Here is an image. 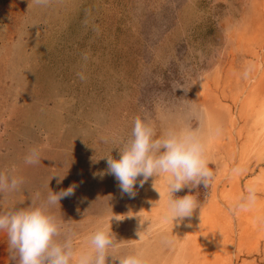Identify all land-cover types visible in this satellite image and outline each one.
Segmentation results:
<instances>
[{
	"label": "rangeland",
	"instance_id": "374dc122",
	"mask_svg": "<svg viewBox=\"0 0 264 264\" xmlns=\"http://www.w3.org/2000/svg\"><path fill=\"white\" fill-rule=\"evenodd\" d=\"M135 117L204 142L213 178L174 193L201 205L179 224L162 219L163 176L129 198L107 172ZM0 173L23 178L0 212L75 185L46 210L77 252L104 224L123 241L114 255L140 250L146 264H264V0H0ZM248 188L255 204L234 210Z\"/></svg>",
	"mask_w": 264,
	"mask_h": 264
},
{
	"label": "clouds",
	"instance_id": "9594fccd",
	"mask_svg": "<svg viewBox=\"0 0 264 264\" xmlns=\"http://www.w3.org/2000/svg\"><path fill=\"white\" fill-rule=\"evenodd\" d=\"M32 2L46 5L48 0ZM76 76L85 79L82 72H77ZM219 132L218 128L214 130V134ZM119 152V159L106 156L107 172L118 181L120 191L129 198L136 196V187H142L149 177L156 179L163 176L168 195L162 217L164 221L179 224L184 218L191 217L194 210L201 208L192 194L174 197V193L184 188L207 187L213 178L205 157V145L197 129L188 126L167 128L157 134L150 122L135 117L130 136ZM37 160L36 149L30 150L24 157L25 164H34ZM234 172L238 173V170ZM138 177L142 179L137 184ZM22 182V177L0 173V192L14 190ZM74 188L75 185H69L57 193L50 191L45 204L37 207L0 212V232L6 233L8 244L15 253L14 258H17L16 264H106L109 256L117 264H146L140 250L114 255L110 250L120 248L123 241L117 242L110 227L104 224L97 226L87 237L88 250L77 252L74 249L67 230L46 210V205H55L60 199L73 195ZM256 199L255 190L248 188L234 210L246 211ZM113 218L118 220L115 217L111 220ZM145 231L138 233V240ZM161 242L166 246L174 243L167 234L161 236Z\"/></svg>",
	"mask_w": 264,
	"mask_h": 264
},
{
	"label": "crops",
	"instance_id": "0c3cea01",
	"mask_svg": "<svg viewBox=\"0 0 264 264\" xmlns=\"http://www.w3.org/2000/svg\"><path fill=\"white\" fill-rule=\"evenodd\" d=\"M8 239L0 232V264H5L9 256Z\"/></svg>",
	"mask_w": 264,
	"mask_h": 264
},
{
	"label": "bare ground",
	"instance_id": "6f19581e",
	"mask_svg": "<svg viewBox=\"0 0 264 264\" xmlns=\"http://www.w3.org/2000/svg\"><path fill=\"white\" fill-rule=\"evenodd\" d=\"M240 110H241V109H240ZM240 110H239V111H240ZM212 203H213V202H212ZM213 206H214V205H213ZM205 208H206V210H205V215H206V213L208 214V213L211 211V205H210V203H209V205H208L207 207H205ZM202 210H203V209H202ZM209 214H210V213H209ZM201 215H202V213H201ZM201 215H200V216H201ZM210 215H211V214H210ZM210 215H209V216H210ZM203 216H204V215H203ZM209 216H208V217H209ZM196 219H197V218H196ZM201 219H202V217H201ZM204 219H205V218H204ZM198 223H199V222L197 221V224H198ZM200 223H201V222H200ZM204 225H205V224H204ZM194 226H195V225H194ZM197 229H198V228H197ZM197 229H196V234H197L198 236H199V235L201 236V232H200L201 230L198 231ZM196 239H198V238H196ZM195 248H196V247H195Z\"/></svg>",
	"mask_w": 264,
	"mask_h": 264
}]
</instances>
